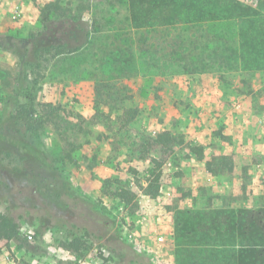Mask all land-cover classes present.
<instances>
[{
    "label": "rangeland",
    "instance_id": "374dc122",
    "mask_svg": "<svg viewBox=\"0 0 264 264\" xmlns=\"http://www.w3.org/2000/svg\"><path fill=\"white\" fill-rule=\"evenodd\" d=\"M50 3L58 6L50 22H60L78 13L91 29V41L85 49L56 57L45 54L28 69L29 81L34 84L37 80L31 95L38 116L48 119L37 135L46 149L59 158L58 165L77 190L79 199L75 202L66 198L68 207L53 209L58 218L67 220L66 227L51 230L42 225L36 216L42 211L25 214L19 235L1 250L0 264H78L80 257L87 259L86 264H171L174 243H169L167 237L174 238L175 202L182 206L264 203V151L258 149L257 156L242 157L245 144H264V126L254 121L244 122L251 111L264 112L261 89L264 73L250 75L240 65L227 71L211 68L202 73L183 72L182 63L166 61L160 47L141 46L138 34L131 28L127 0H0V120L9 98L17 96L25 104L31 100L27 92L18 90L21 64L14 51L20 46L8 37L44 32L43 9ZM213 28L228 40L236 35L234 22ZM171 32V36L179 32L182 36L188 34L180 27ZM151 35L149 32L148 36ZM234 42L237 44L236 39ZM110 51L134 55L136 66H128L134 70L130 76L116 79L107 72L109 67H115L110 64L113 57ZM102 57L110 62H104L106 69L103 67V70ZM101 80H109V84L102 87ZM251 97L252 103L247 99ZM50 104L61 107L60 113L50 114ZM126 109H137L139 115L125 126L121 119ZM229 117L235 120L234 127L230 122L234 132L229 130L230 135L222 140L213 132L222 122L228 126L225 120ZM239 119L244 123H239ZM163 131H171L177 144L172 151L159 146L152 150L150 156L162 161V166L159 194L150 197L145 189L147 170L153 164L149 157L143 158L146 155L143 147H134V144L154 142L155 136ZM197 132L203 133V143L210 154L235 151L241 166L258 159L261 170L255 174L239 171L228 176L207 175L190 153V146L199 141ZM12 159L20 167H26L27 172L41 170L39 165L22 161L19 156ZM107 178L129 180V186L137 192L135 202L127 206L126 213L121 212L122 204L101 194ZM259 193L262 200H257ZM94 202L100 203L102 213L110 214V230L102 238L98 237L101 215L90 207ZM24 208L0 203L1 213L10 211L18 216ZM141 212L146 214L147 223L136 226L135 219ZM126 214L130 216L129 228L145 246L140 253L126 238ZM55 220L52 218L50 222ZM72 225L86 228L89 234H81L78 252L64 257V243L75 237L69 233L70 229H76ZM25 230L32 233L31 239L25 236ZM160 236L164 238L161 246L157 243ZM150 249L161 256L155 257ZM133 250L138 253L135 263L131 260Z\"/></svg>",
    "mask_w": 264,
    "mask_h": 264
},
{
    "label": "trees",
    "instance_id": "16d2710c",
    "mask_svg": "<svg viewBox=\"0 0 264 264\" xmlns=\"http://www.w3.org/2000/svg\"><path fill=\"white\" fill-rule=\"evenodd\" d=\"M127 3L131 28L138 34L137 40L141 46L149 45L148 49L152 45L160 47L166 61L182 63L183 72L202 73L211 68L227 71L240 65L242 71L250 75L264 73V0L249 4L241 0H127ZM57 8L55 3H50L43 9V20H46L44 32L21 38L8 37V40L20 46L19 50H13L20 57L21 64L18 90L27 92L31 100L25 104L17 96L9 98L0 120V203H9L12 208L25 207L18 216L10 211L0 212V252L19 235L21 219L25 214L32 210L42 211L36 216L48 229L66 227L67 220L58 218L53 209L55 206L68 207L66 198L75 202L79 199L77 190L58 165L59 158L46 149L40 135H37V130L48 119L38 116L31 95L37 80H34V84L29 81L28 73L35 61L45 54L56 57L79 52L90 44V25L78 13L60 22H50ZM224 22L235 23L236 35L231 40L213 30V26ZM177 27L188 31V34L182 36L179 32L171 36V30ZM149 32L151 36H148ZM149 39H152L151 45ZM109 54L113 55L111 63L103 57L100 59L102 70L104 62H108L115 67H109L107 72L115 75L116 79L133 73L134 70L128 69V66L136 63L133 54L125 53L124 56L119 51L118 54L112 51ZM101 81L98 84H102V87L105 83L109 84V80ZM61 110V107L50 104V114L56 115ZM123 113L121 120L125 126L139 115L137 109H126ZM155 137L154 142L134 144V147H143L146 152L143 158L149 157L153 164L147 170L146 178L149 182L145 194L150 197L159 194L162 166V161L150 156L152 150L159 146L172 151L177 144V138L171 131L160 132ZM190 150L203 158V147L190 146ZM14 156L39 165L41 170L27 172L26 167L14 162ZM5 159L13 161L5 162ZM129 184V180L107 178L101 194L129 205L137 198V192ZM75 202L74 205H77ZM90 207L101 215L98 237L102 238L110 230V214L100 211V203L94 202ZM52 218L56 219L54 223L50 222ZM173 220L174 264H264V206L178 208ZM72 227L76 229H70L69 233L75 237L63 246L75 253L80 249L81 234L89 233L86 228ZM138 253H131L134 263L138 260Z\"/></svg>",
    "mask_w": 264,
    "mask_h": 264
},
{
    "label": "crops",
    "instance_id": "0c3cea01",
    "mask_svg": "<svg viewBox=\"0 0 264 264\" xmlns=\"http://www.w3.org/2000/svg\"><path fill=\"white\" fill-rule=\"evenodd\" d=\"M264 84V83H263ZM206 87V86H205ZM259 88H261V86H259ZM205 89V88H204ZM263 91V95L262 97H264V87L261 88ZM260 89H257L256 91H259ZM261 97V96H260ZM251 101V103L253 102V98H247ZM249 102V101H248ZM221 115L222 113L219 112ZM223 117V115H222ZM225 119V118H224ZM234 120V119H233ZM232 118L229 117V119L225 120L226 122L228 121V126L225 124V122H222L221 126L215 130V132H213L215 134V136H218L220 139L225 140L227 139V136L230 135L229 130L233 133L234 131L232 130V128H230V122H231V126L234 127V122H233ZM246 121H254L257 125H260V127L264 126V112H253L251 111L248 115V118L244 119V122ZM242 122L239 119V123ZM242 122V123H244ZM224 123V124H223ZM239 127V125H238ZM230 128V129H229ZM256 133V132H254ZM195 135L197 136L199 141H195L193 142L194 144H192L191 146H198V147H203L204 149V156L203 158H200L196 153L191 152L190 153L192 156H194V160L200 164V168L203 169L204 173H206L208 175V173L210 174V176H214V175H232L233 173H238L239 171H243L249 174H255L256 171L261 170L262 164H260V162L256 161H251V162H246L245 164H243L242 166L240 165L238 159H237V155L235 154V151H233L232 153H227V152H222L219 154H210L209 153V148L207 147V145L205 143H203V133L201 132H197L195 133ZM257 137L260 136V132H258V134L256 135ZM258 149L261 151H264V144L262 145H256V144H245L242 147V157L243 156H257L259 153L257 152ZM226 158V159H225ZM195 163V164H197ZM211 167V170H210ZM213 170V171H212ZM205 175V174H204ZM198 176V175H197ZM196 175H192L193 178L197 177ZM130 182V181H129ZM147 185L148 182L146 179ZM250 192V191H249ZM255 194H257V192H254ZM259 199L257 200H262V194H258ZM228 206H236L232 203H227V204H222V205H213L210 203H207V205L204 206H198V205H181L180 202H175L174 203V210L176 211L178 208H198V209H208V208H220V207H228ZM258 206H264L263 202H256L254 204H247L245 206L242 207H258ZM238 207V206H236ZM174 211V213H175ZM174 215V214H173ZM174 230V225L173 228ZM168 238V242L169 243H174V238L171 239V237H167ZM175 245V243L173 244ZM65 256L64 257H71L70 253H72L71 251L67 250V249H63ZM172 263L174 264V252H173V258H172ZM171 263V264H172Z\"/></svg>",
    "mask_w": 264,
    "mask_h": 264
},
{
    "label": "built area",
    "instance_id": "2783aa9c",
    "mask_svg": "<svg viewBox=\"0 0 264 264\" xmlns=\"http://www.w3.org/2000/svg\"><path fill=\"white\" fill-rule=\"evenodd\" d=\"M127 206H128V205H125V204H122V205H121V208H120V209H121V212H122V213H126V211H127ZM124 219H125L126 224H127V226H126V228H127V236H126V238H127V240L131 243V245H133L135 251L140 253V252H141V249H143L145 246H144V244H143V243L137 238L135 231H134L133 229H130V228H129L130 225H131V223L129 222V220H130V216H129L128 214H126V215L124 216ZM147 220H148V218H147L146 214H145L144 212H141V213L138 215V217L135 219V225H136V226H144V225L147 223ZM24 234H25V236H26L28 239H31V238H32V233L29 232L28 230H25V231H24ZM157 239H158V240H157L158 245L161 246L162 243H163V241H164V238H163L162 236H160V237H158ZM150 251H151V253H152L153 255H155V257H157V258H159V257L161 256V255H160L155 249H150ZM86 261H87V259H85V258H83V257H80V258L77 259V263H78V264H86Z\"/></svg>",
    "mask_w": 264,
    "mask_h": 264
}]
</instances>
